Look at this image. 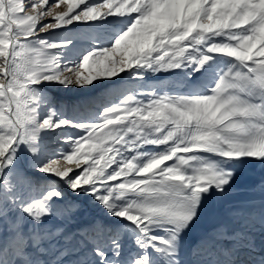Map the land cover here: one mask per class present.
<instances>
[{
    "label": "snow or ice",
    "instance_id": "6c2138e0",
    "mask_svg": "<svg viewBox=\"0 0 264 264\" xmlns=\"http://www.w3.org/2000/svg\"><path fill=\"white\" fill-rule=\"evenodd\" d=\"M114 21L78 58L47 35ZM175 70L203 82L143 86L94 120L43 91ZM256 167L264 191V0H0V264H264V202L186 240Z\"/></svg>",
    "mask_w": 264,
    "mask_h": 264
},
{
    "label": "rangeland",
    "instance_id": "374dc122",
    "mask_svg": "<svg viewBox=\"0 0 264 264\" xmlns=\"http://www.w3.org/2000/svg\"><path fill=\"white\" fill-rule=\"evenodd\" d=\"M61 7H63V5H61ZM109 19L112 20L113 18ZM67 27L72 29L71 32H66L63 29H57L47 35L50 39L57 40L63 39L64 37H72L76 42V48L73 51L72 56L73 58H78L79 54L85 49L93 47L92 41L87 38L88 36H94L100 38L101 40H107L114 32L119 30L120 22L114 21L108 25H100L97 22H93L91 27L85 24H77L75 27L69 25ZM120 76L124 78L120 79L117 77L115 78L114 84H107L97 89H78L69 87L71 88L69 90V88H63L60 86H45L43 91L47 96L53 99V106L57 109V111L68 119L94 120L104 106L119 105L124 95L128 92L138 91L143 86L151 85L163 88L169 92L186 93L192 90V86H196L203 82V78L197 80H186L183 73L179 70L167 73H149L143 81L129 79L123 73H121ZM44 111L46 112L47 108H45ZM77 131L78 130L76 129L65 128L63 135H75L77 134ZM59 133V129H56L54 132L47 133L45 142L47 145L48 155H55L56 150L61 147L58 142ZM36 175L38 180L48 179L47 177H40L41 174L39 173ZM260 177L261 169L259 167L248 170L243 174L241 179L238 180L237 184L227 197L223 199L217 198L216 200L210 202L209 211L204 221L186 238L188 245L191 246L194 244L203 229L206 230L212 226L214 219L227 218V213L231 209L242 208L245 210V215L249 213L252 215H259L264 198L248 197L245 194V185L253 182V180L258 182ZM209 212L212 213L209 214ZM89 215L99 216L100 213L99 210L89 209ZM254 232L259 235L258 228L254 229Z\"/></svg>",
    "mask_w": 264,
    "mask_h": 264
},
{
    "label": "bare ground",
    "instance_id": "6f19581e",
    "mask_svg": "<svg viewBox=\"0 0 264 264\" xmlns=\"http://www.w3.org/2000/svg\"><path fill=\"white\" fill-rule=\"evenodd\" d=\"M71 88H69V90H70ZM258 180V179H257ZM247 182V181H246ZM255 182L256 181H254L253 180V182H251V183H249V184H246L245 185V194L248 196V197H250V198H261V199H263L264 198V191H262L261 189H260V187H258V186H254V184H255ZM238 195H240V194H238ZM245 195V196H246ZM213 211V210H212ZM212 213V212H211ZM210 212H209V214H211ZM215 214V213H214ZM211 218V217H210ZM212 220V219H211ZM206 222V221H205ZM204 230V229H203ZM256 235V239H257V243H259V240H260V236L259 235H257V234H255Z\"/></svg>",
    "mask_w": 264,
    "mask_h": 264
}]
</instances>
